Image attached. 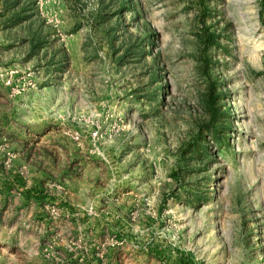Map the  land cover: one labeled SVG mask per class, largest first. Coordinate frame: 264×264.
I'll return each instance as SVG.
<instances>
[{"label": "rangeland", "instance_id": "rangeland-1", "mask_svg": "<svg viewBox=\"0 0 264 264\" xmlns=\"http://www.w3.org/2000/svg\"><path fill=\"white\" fill-rule=\"evenodd\" d=\"M0 264H264V0H0Z\"/></svg>", "mask_w": 264, "mask_h": 264}, {"label": "trees", "instance_id": "trees-1", "mask_svg": "<svg viewBox=\"0 0 264 264\" xmlns=\"http://www.w3.org/2000/svg\"><path fill=\"white\" fill-rule=\"evenodd\" d=\"M216 36H217V35H213V34H212V35L210 36V38H209L208 41H209L210 43H212V44H213V42L215 43V39H216L215 37H216ZM215 118H216V115L213 113V114L211 115V118H210L209 124H212V123L214 122Z\"/></svg>", "mask_w": 264, "mask_h": 264}]
</instances>
